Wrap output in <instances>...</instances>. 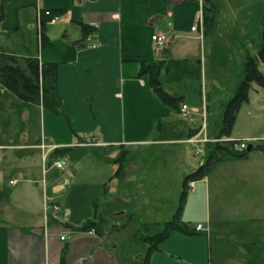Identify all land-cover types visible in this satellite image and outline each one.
Returning <instances> with one entry per match:
<instances>
[{"label": "crops", "instance_id": "1", "mask_svg": "<svg viewBox=\"0 0 264 264\" xmlns=\"http://www.w3.org/2000/svg\"><path fill=\"white\" fill-rule=\"evenodd\" d=\"M213 1L0 0V40L6 39L9 47L1 55L55 63L62 104L57 113L24 103L6 88L0 91V114L11 113L21 124L9 142H0V162L15 169L1 168L0 264H116L114 251L93 229L78 228L105 208L108 217L126 222L134 217L145 224L168 221L185 176L221 141H246L253 151L240 157L218 155L194 182V190H186L180 219L191 233L170 232L148 264H264V127L254 131V118L249 117L237 130L236 117L228 136L218 137L221 122L208 136V97L198 74L203 59L186 54L181 42L185 11L197 2L202 6L200 39L220 40L231 52L233 41L224 35L220 16L213 27H204L203 10ZM225 2L219 3L222 15L226 11L238 23L231 25V33L240 30L247 41L241 45L243 59L250 55L247 46L254 48L252 31L245 30L249 18L238 17L245 3L228 1L231 8L226 9ZM48 11L53 17L43 26ZM81 23L92 31L84 36ZM154 31L166 37L164 47L154 46ZM12 38L19 42L14 48ZM150 63L159 67L152 73L164 91L204 110L203 129L201 114L193 127L179 118V108L159 100L150 86L151 74L140 73ZM259 140L262 144L254 146ZM204 143L213 144L211 152L192 159L203 152L199 145ZM7 151L18 155L20 163L5 156ZM123 151L117 177L112 159ZM30 159L36 162L27 163ZM61 159L62 170L53 165ZM15 177L19 182L11 185ZM22 182L24 188L17 189ZM198 224L202 230L195 231Z\"/></svg>", "mask_w": 264, "mask_h": 264}, {"label": "rangeland", "instance_id": "2", "mask_svg": "<svg viewBox=\"0 0 264 264\" xmlns=\"http://www.w3.org/2000/svg\"><path fill=\"white\" fill-rule=\"evenodd\" d=\"M224 1H226L224 3L226 4V9L231 8L230 3H227L228 1H242L245 3V8L239 12L238 17L245 15L244 18H249L250 22H248V26H245V30L246 32L252 31V46H254V48L250 49L249 45L247 46L250 51V55L252 56H254L258 44L261 21L264 20L263 0H214L211 3V10H209L210 12L207 14L208 16L211 15L210 26H212L214 20L220 16L219 21L222 31L224 29V35L227 33L229 35V39L233 41V43L230 41L233 46L231 52L229 53L220 40L205 39V41H203L200 39L199 30L196 29L194 32L190 30L191 25L198 29L199 26L201 27L202 25L201 21L198 19V9H200V7L197 2L185 11L186 15L183 17V25L180 30L182 34L181 42L186 45V54L199 56L200 59H203V62L199 65V78H201L203 83L201 91L206 88V94L208 97L206 101V104L208 105L206 109L208 136L218 130L221 122L223 105L227 100H229V97L233 94V91L236 88L237 82L240 80L239 75L242 67V56L244 53L241 45H244L247 42L244 38L242 39L243 35L240 30L231 33V25L233 24V26L236 27L238 23L236 21L231 22L226 11L222 15L223 11H220L221 8L219 7V3L222 4ZM251 2L254 3V5H252ZM238 11L239 10L236 12L238 13ZM166 31V28L163 29V32ZM224 39L226 40V38ZM10 41L9 45H12V48L18 46L19 42H16L18 40L12 38ZM5 42L8 43L6 39L4 41L0 40V56L4 50L9 48L5 46ZM194 65L197 66L196 64ZM156 69H159V67ZM258 69L264 76V62L258 64ZM3 88L5 87L0 83V91H2L1 89ZM201 94L202 93H200V95ZM201 112L202 111L200 109V112L197 114H191L185 118L179 116V118L195 127L199 123V114H201ZM236 117L238 119L237 130L238 128L240 129L241 126H244V122L247 121L249 117L254 118V131H258L260 128L264 127V90L255 82L251 84L247 94V100L242 102L235 112V120ZM19 126H21V124H19L15 119H12L11 113L5 112L0 114V142H9L11 135H13ZM12 138L14 137L12 136ZM257 144H262V141L259 140L255 142L254 146ZM199 146L203 149V152L192 156V159H195L196 161L202 156H208L209 152H211V149L213 148L212 143H204ZM5 156H8L11 160L15 157L17 159L16 161L20 163L18 155H13L10 151H7ZM35 162V159L27 160V163L29 164ZM0 164L1 188L2 183L5 182V179L2 180L1 168L5 171L10 168L5 161L2 163L0 162ZM12 170L15 169H10V171ZM40 185L41 183H38L39 187ZM24 186L25 184L22 182L17 186V189H22ZM108 215L109 211L106 208L100 213V216L103 217V221L105 222L103 228L106 230L108 235L106 245L108 246V249H112L114 251L117 261L116 264H143L144 254L150 245L147 238L149 235L152 236L155 232H157V230L155 228H151L150 230L147 229L145 223L140 217H134L126 222V218H112L108 217ZM117 220H119V225L114 223ZM109 232L111 233L109 234ZM121 255L126 258L123 259Z\"/></svg>", "mask_w": 264, "mask_h": 264}, {"label": "trees", "instance_id": "3", "mask_svg": "<svg viewBox=\"0 0 264 264\" xmlns=\"http://www.w3.org/2000/svg\"><path fill=\"white\" fill-rule=\"evenodd\" d=\"M211 10L205 8L203 10L204 27L210 26L211 15H207ZM9 12V11H8ZM50 12L48 17L42 18V24L53 17V13ZM4 17V10L0 14V21ZM81 30L83 35H87L92 31V27L81 23ZM46 40L45 35L42 34V43ZM264 62V20L261 21L259 30V40L255 50L254 56L245 55L243 57L242 65V79L238 83L233 95L224 104L221 126L218 137L228 136L235 119V112L239 108L242 102L247 100V94L251 87V84L255 82L264 90V76L258 69V64ZM197 65L199 61L195 62ZM158 66L155 63H150L142 66L140 73H150L151 80L150 86L153 92L157 95L159 100L166 106L172 109H178L180 103L183 101L181 95H170L163 90L161 82L157 78L156 73H152ZM158 70V69H157ZM200 68H198V74ZM0 83L14 96L20 99L24 103L39 104L43 108H47L54 112H60L61 100L59 98L56 89V64L55 63H40L37 58L32 57H16L14 55H1L0 56ZM235 141L217 142L213 151L209 154L203 164L197 169L187 174L183 181L182 192L179 197L176 211L172 215V218L168 221L160 223L145 224L147 229L155 228V232L152 236H148L150 245L144 254L143 264H148L150 254L157 249L159 243H161L172 231H178L184 234L191 233L188 225L180 219V212L183 206V202L186 195L187 183L189 181H196L205 176L209 168L217 159L218 155L223 152L231 153L235 156H244L246 150L238 153L234 150L233 146ZM126 157V152L123 151L116 158L112 159V162L117 165V169L114 173L119 177L121 174V165ZM103 217L98 215L95 219L86 221L82 226L78 228L79 231H87L93 229L97 235L103 240L106 245L107 232L104 230ZM111 232H109L110 234ZM104 234V235H103ZM124 258L123 255H121ZM135 262V261H134Z\"/></svg>", "mask_w": 264, "mask_h": 264}, {"label": "built area", "instance_id": "4", "mask_svg": "<svg viewBox=\"0 0 264 264\" xmlns=\"http://www.w3.org/2000/svg\"><path fill=\"white\" fill-rule=\"evenodd\" d=\"M198 19L199 21H201L202 23V6H200V9H199V16H198ZM192 30H195L197 28L195 27H192L191 28ZM151 40L154 44V46L156 48H160V47H164V45L166 44V37L162 34H160L159 32L157 31H154L153 34L151 35ZM99 43H96V45H98ZM200 112V109L198 107H191L189 106L188 104L186 103H181L180 106H179V114L182 118H185L191 114H197ZM201 115H202V126H201V129L204 128L205 126V112L204 110L202 109V112H201ZM204 141H207V139H203ZM189 142H193L194 140L193 139H189L188 140ZM248 147V144L246 141H238L236 144H234L233 148L236 152L238 153H241L243 151L246 150V148ZM55 147L53 146L52 149H54ZM53 165L62 170L64 168V165H65V161L63 159L61 160H58V161H54L53 162ZM19 182V177H15L13 178L11 181H10V184L11 185H16L17 183ZM194 182L195 181H189L187 183V191L188 192H192L194 190ZM55 209H57L55 207ZM202 230V225L198 224L196 225L195 227V231H200ZM61 239L63 240L64 239V236L61 237Z\"/></svg>", "mask_w": 264, "mask_h": 264}, {"label": "water", "instance_id": "5", "mask_svg": "<svg viewBox=\"0 0 264 264\" xmlns=\"http://www.w3.org/2000/svg\"><path fill=\"white\" fill-rule=\"evenodd\" d=\"M252 146L251 145H249L247 148H246V152H249V151H251L252 150Z\"/></svg>", "mask_w": 264, "mask_h": 264}]
</instances>
